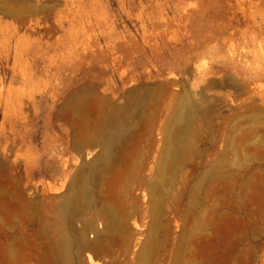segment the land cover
I'll return each mask as SVG.
<instances>
[{"label": "rangeland", "instance_id": "374dc122", "mask_svg": "<svg viewBox=\"0 0 264 264\" xmlns=\"http://www.w3.org/2000/svg\"><path fill=\"white\" fill-rule=\"evenodd\" d=\"M0 264H264V0H0Z\"/></svg>", "mask_w": 264, "mask_h": 264}, {"label": "bare ground", "instance_id": "6f19581e", "mask_svg": "<svg viewBox=\"0 0 264 264\" xmlns=\"http://www.w3.org/2000/svg\"><path fill=\"white\" fill-rule=\"evenodd\" d=\"M175 131V129H173ZM173 131V133H174ZM116 139V135L113 133H110L109 136L106 138V146L104 147L105 149L102 152V159L107 157V153H108V148L111 145V143L113 144L114 140ZM179 137L174 133L173 134V141L174 143H170V146H168V152L170 153V151L176 147L174 146L176 143H179ZM172 140V139H171ZM172 141V142H173ZM183 141V140H182ZM104 142V141H103ZM174 146V147H173ZM167 152V153H168ZM171 154V153H170ZM90 194L85 190L81 191V192H70L66 195L65 200H64V209L65 211H69L73 206L74 203L76 201H83L85 202L86 200L89 201V199L91 200V197L89 196ZM89 197V198H88ZM64 211V210H63ZM73 216V215H72ZM68 240V239H67ZM64 243V242H63ZM68 256V254H67ZM64 257V256H63ZM69 257V256H68Z\"/></svg>", "mask_w": 264, "mask_h": 264}]
</instances>
